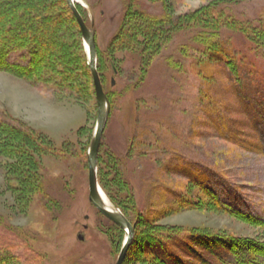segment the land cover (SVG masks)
Listing matches in <instances>:
<instances>
[{
	"label": "rangeland",
	"instance_id": "374dc122",
	"mask_svg": "<svg viewBox=\"0 0 264 264\" xmlns=\"http://www.w3.org/2000/svg\"><path fill=\"white\" fill-rule=\"evenodd\" d=\"M155 1L136 0V4L162 18V5ZM165 1L170 23L182 16L195 19L209 12L213 20L233 18L238 23L248 20L264 26V0L223 6H218L223 0ZM127 4L128 0H80L78 4L84 21L94 32L96 48L105 52V90L110 89L111 80V89L120 91L126 81L140 73L139 65L131 58L132 51H117L112 46L130 23L122 21ZM63 20L67 23L68 17ZM48 25L52 29L54 24ZM228 28H220L216 42L240 50L243 61L264 72V58L248 54L245 38ZM198 32V26L190 23L168 34L136 90L139 108L126 99L112 114L110 111L98 154L99 185L113 209L122 212L113 201L125 189L112 182L107 165L109 154H115L122 160L136 207L145 215L148 211L159 214V207L167 202L176 204L170 199L171 192L203 204L198 210H169L164 219H159L163 226L258 239L261 231L257 227L210 208L199 186L228 208L264 220V154L254 151L262 136L264 89L255 86L247 69L244 83H233L232 87L228 70L215 71L214 60L208 62L211 79L205 80L195 62L210 59L209 54L201 56L205 46L199 47L193 41ZM75 36L77 39L78 34ZM60 42L46 44L45 52L52 53ZM82 43L84 48L83 38ZM28 55L27 50L13 51L7 62L26 66ZM87 80L78 78L86 89L80 96L62 93L44 81L32 86L0 72V120L16 119L46 134L57 153L40 158L43 191L33 193L24 204L17 200L7 178L6 165L11 160L0 156V261L5 256L15 258L13 263L5 264H115L117 260L123 236L89 201L87 157L98 109ZM215 102L220 103L219 111ZM189 178L196 181L194 186L187 183ZM11 183L14 185L16 180ZM51 198L57 203L52 205ZM115 234L117 245L112 243ZM140 247L132 248L126 264H138Z\"/></svg>",
	"mask_w": 264,
	"mask_h": 264
},
{
	"label": "trees",
	"instance_id": "16d2710c",
	"mask_svg": "<svg viewBox=\"0 0 264 264\" xmlns=\"http://www.w3.org/2000/svg\"><path fill=\"white\" fill-rule=\"evenodd\" d=\"M157 1L163 8L162 18L140 9L136 0H128L129 4L126 5L122 21L129 20L130 23L122 31L120 38L115 40L117 42L114 43L113 41L112 46L117 51L121 49L132 51L131 58L135 61V65H139L140 73L132 81H126V85L120 91L111 89L110 80V89H104V91L110 102L111 114L118 103L126 99H129L139 108L136 90L146 77L151 59L158 52L168 34L183 27L186 28L190 23H195L199 30L197 37L193 40L194 43L199 47L205 46L201 52L202 58L209 54V61L204 63L197 60L195 62L200 67L199 73L204 76L205 80L211 79L210 74L212 72H209L211 68L208 62L214 60L216 62L215 71L219 69L220 72L221 70L226 72L228 70L230 74L227 75L228 81L232 83V87H235L233 83L240 86L241 83H244L245 72H247L245 69H247L249 70L247 74L255 86L264 89V72L256 70L248 60L243 61L244 54L240 50L236 52L232 50L231 46H227L229 50L223 41L216 42L217 38H215L221 27H229L230 32L245 38L248 43V54L252 53L255 57L264 58V26H262V22L255 23L246 20L238 23L233 18L224 20L222 17L213 20L209 14L207 15L209 13L207 12L195 16V19L188 15L170 23L171 19L166 1L156 0L155 2ZM243 1L247 0H223L218 6L232 5ZM77 8L83 17L78 5ZM64 16L68 17L67 23L63 20ZM50 22L54 24L51 25L52 29L48 25ZM166 23L170 25L168 28L165 27ZM75 29L78 34L77 39ZM141 37L145 40H142ZM52 41L61 42L54 46L55 49L52 48V53H46L44 46ZM17 50L28 51V64L26 66L13 65L7 62L9 54ZM104 53L97 47V69L102 85L106 76L102 70ZM0 72H7L32 86L37 85L36 82L44 81L52 84L56 90L60 89L62 93L65 91L67 94L74 93L80 96L85 93L86 89L78 82V78L84 77L86 79L87 77L95 95L80 28L67 0H0ZM214 107L219 111L220 103L215 102ZM111 114L108 120L111 118ZM249 116L251 117V113ZM260 132L262 135L261 142L254 151L264 154V123ZM47 154L57 155L51 145L50 138L46 134L37 132L34 128L27 127L22 123L19 124V120L16 119L15 121L11 120V122L0 120V156L11 160L6 165L7 178L12 190L17 193V200L20 203L24 204L33 193L43 191L40 177V158ZM109 161L107 165L110 167L112 182L125 189L124 192L120 193V197L113 202L122 210L135 228L133 243L128 250L124 264H126L132 248L139 245L141 247L140 252H138V264H264V220L243 211L228 208V206L223 205L219 198L208 190L206 191L201 185L199 187L208 198L211 204V206L209 205L210 208L257 227L261 231L258 239L198 229L186 230L163 226L159 219H164L169 210L172 209L173 213L180 210H198L204 207L203 204L187 198V195L179 196L176 192H171L173 197L169 193L170 199L175 200L176 204L170 205L168 202L165 204L168 207L172 206L171 208L165 205L163 207L157 205L161 208L159 214L156 212L151 215L148 211L145 215L136 207L132 188L124 178L122 160L118 159L115 154H109ZM11 180H16V183L12 185ZM98 182L102 184L99 176ZM187 183L194 186L196 181L189 178ZM51 202L52 205L57 203L52 198ZM153 207L155 206L153 205ZM110 223L115 227V230L122 234V245L124 241L123 230L112 222ZM116 239H118L117 235L112 239V243L117 245ZM121 245L118 251H120ZM9 261L13 263L15 258L5 256V259H1L0 264L9 263Z\"/></svg>",
	"mask_w": 264,
	"mask_h": 264
},
{
	"label": "water",
	"instance_id": "95a60500",
	"mask_svg": "<svg viewBox=\"0 0 264 264\" xmlns=\"http://www.w3.org/2000/svg\"><path fill=\"white\" fill-rule=\"evenodd\" d=\"M67 3L78 23L80 32L83 38L85 49L88 55V68L93 80L94 92L96 97L98 116L97 125L93 134L92 143L88 152V186H89V201L110 222L126 232V238L119 253L115 264H124L128 250L134 239V225L121 213L115 215L104 207V203L100 198V185L98 183V154L102 142V136L106 127L109 114L110 102L104 91L98 69H97V48L94 32L87 26L81 13L79 12L75 0H67ZM114 85V80L112 82ZM103 192V191H102Z\"/></svg>",
	"mask_w": 264,
	"mask_h": 264
},
{
	"label": "bare ground",
	"instance_id": "6f19581e",
	"mask_svg": "<svg viewBox=\"0 0 264 264\" xmlns=\"http://www.w3.org/2000/svg\"><path fill=\"white\" fill-rule=\"evenodd\" d=\"M76 3L80 0H75ZM88 57V55H87ZM100 198L102 199V202L104 203V207L109 210L111 213L115 214V215H121V212L119 210H115L113 209V207L111 206V204L109 203V201L107 200V198L104 196V194L102 193V191H100ZM133 243V242H132Z\"/></svg>",
	"mask_w": 264,
	"mask_h": 264
}]
</instances>
